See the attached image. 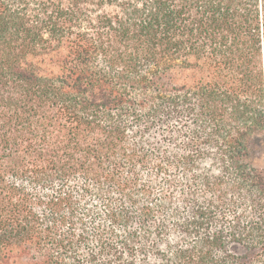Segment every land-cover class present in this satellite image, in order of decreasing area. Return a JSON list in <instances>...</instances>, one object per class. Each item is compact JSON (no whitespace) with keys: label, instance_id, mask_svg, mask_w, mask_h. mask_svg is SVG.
<instances>
[{"label":"trees","instance_id":"trees-1","mask_svg":"<svg viewBox=\"0 0 264 264\" xmlns=\"http://www.w3.org/2000/svg\"><path fill=\"white\" fill-rule=\"evenodd\" d=\"M264 0H0V264H264Z\"/></svg>","mask_w":264,"mask_h":264},{"label":"rangeland","instance_id":"rangeland-1","mask_svg":"<svg viewBox=\"0 0 264 264\" xmlns=\"http://www.w3.org/2000/svg\"><path fill=\"white\" fill-rule=\"evenodd\" d=\"M256 164L259 167H264V155L260 154L256 159Z\"/></svg>","mask_w":264,"mask_h":264}]
</instances>
